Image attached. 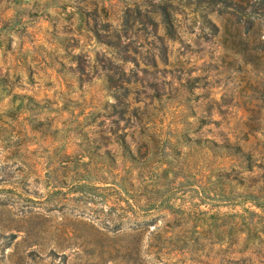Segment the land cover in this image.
<instances>
[{
    "label": "rangeland",
    "instance_id": "rangeland-1",
    "mask_svg": "<svg viewBox=\"0 0 264 264\" xmlns=\"http://www.w3.org/2000/svg\"><path fill=\"white\" fill-rule=\"evenodd\" d=\"M220 39L177 0H0V264H264V43Z\"/></svg>",
    "mask_w": 264,
    "mask_h": 264
},
{
    "label": "trees",
    "instance_id": "trees-1",
    "mask_svg": "<svg viewBox=\"0 0 264 264\" xmlns=\"http://www.w3.org/2000/svg\"><path fill=\"white\" fill-rule=\"evenodd\" d=\"M190 8L191 11L198 13L205 25L213 29L220 28V41L225 48L240 51L244 60L253 62L257 57L253 51L255 48H263L264 39L260 37L261 28L264 27V0H177ZM169 5L170 2H168ZM144 12L139 21L151 24L153 31H156L157 24L163 28L162 34H157L160 44H154L158 54L165 57L166 44L162 41L167 37L172 24V14L170 11L162 10L159 12V19H154V8L144 3ZM162 6V5H161ZM148 7V8H146ZM163 7V6H162ZM216 10L221 14L219 24H215L207 15ZM111 45V44H107ZM153 54V53H151ZM122 56V59H126ZM152 57V56H151ZM154 62V61H153ZM195 78V77H194ZM262 88L264 90V78L262 79ZM124 142L121 141V144Z\"/></svg>",
    "mask_w": 264,
    "mask_h": 264
}]
</instances>
